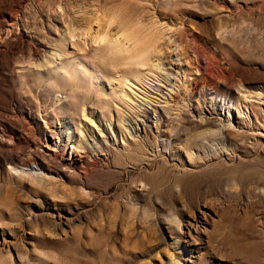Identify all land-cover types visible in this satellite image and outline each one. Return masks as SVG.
Segmentation results:
<instances>
[{
  "label": "rangeland",
  "instance_id": "obj_1",
  "mask_svg": "<svg viewBox=\"0 0 264 264\" xmlns=\"http://www.w3.org/2000/svg\"><path fill=\"white\" fill-rule=\"evenodd\" d=\"M96 6L162 26L143 83L67 41ZM0 264H264V0H0Z\"/></svg>",
  "mask_w": 264,
  "mask_h": 264
},
{
  "label": "bare ground",
  "instance_id": "obj_2",
  "mask_svg": "<svg viewBox=\"0 0 264 264\" xmlns=\"http://www.w3.org/2000/svg\"><path fill=\"white\" fill-rule=\"evenodd\" d=\"M97 9L98 8L96 6L95 8H93V10H87L83 12V15L80 18L82 21V26H80L82 27L80 28L81 31L75 32L73 30L72 31L69 30L67 41L71 42L72 45H76L77 43H83L84 46L86 45L87 42L96 43L97 46H95V49L100 51L98 58L101 64L103 65V69H102L103 71L108 72L111 69L112 71H114V73L119 72V75L123 79L122 80L123 83H125V81H127L130 78L135 80V82L137 83H143L144 82L143 79H145L144 77L146 76V74L148 72L150 74L151 73L154 74L158 70V66H159L158 63H161V61H163L161 60L162 58L161 56H163L164 50L158 45V41H159L158 39L162 35V30H163V29L161 30L162 26L160 28L154 22V20H148L146 21L147 23L146 22L144 23L140 19L136 18L135 19L136 22L133 20V23L135 22V26L137 25V29L127 28L123 24V20L125 18L123 20L119 18L117 19L115 18L114 15L111 14V16L107 17L105 20L102 18L103 14H101V11ZM101 19L105 20L106 23L102 25L103 22L101 21ZM100 21L102 23H99ZM104 25L105 26L114 25L112 27L114 30L109 33L108 32L110 30L109 27L107 26L109 30L105 29ZM179 33H183L182 30H180ZM47 50H48L47 52H49L50 49ZM49 55H50V60L48 62L52 63L56 59L55 56L60 57L63 55V53L62 51L59 52L52 51L49 52ZM152 58H154L153 60H155L157 63L154 62L152 63ZM194 58H195L194 70L198 75L197 76L193 75L192 77H190V80H187L183 84L184 101L185 99L188 101V96L190 95L189 91L198 90V88H206L212 90L213 93H229L227 91L233 89V87L228 81L230 80L229 76L226 75L221 68L211 71L213 74L211 72H210L211 74L201 73L199 61L196 60L197 58L196 56ZM218 74H221L223 76V78L220 77L222 78V80L216 78L218 77L217 76ZM237 91L239 95L235 96L234 102L236 103L238 113H242V115L247 116V110L244 111L242 107L246 106V102L251 101L250 100L251 97L250 95L244 94L242 92L240 94L239 89ZM177 96H178L177 93L172 94L170 99H166V102L170 100L175 104H177L178 103ZM242 102H245V104L243 103L244 104L243 106H242ZM124 103L130 109L134 108L129 104V102L124 101ZM212 110L214 111V109ZM134 116L132 115V113L130 115L124 113L122 114V116L118 117V120L119 121L125 120L128 121L129 123H135L134 120H138V119L134 118ZM201 121L207 123L209 122L208 119L203 117H201ZM50 132L53 134V129L50 130ZM111 137L114 140L113 144L114 145L117 144L114 135H111ZM48 148L52 149L51 145H49ZM72 151L73 154L77 155L78 157L77 160L81 162V165H83L84 168H87L88 165L90 166L91 162H89L88 160L91 157V155L90 153H87L89 152L87 151V149H84V147L78 146L77 144L72 146ZM52 153H49V155L55 157L54 154ZM92 154L97 156V158L107 162L109 157L110 156L112 157V155H114L113 145L112 143L99 145L97 146L96 149H94ZM83 156L86 157L87 160H83ZM173 221L177 222V224H180L178 223L179 221L176 220Z\"/></svg>",
  "mask_w": 264,
  "mask_h": 264
}]
</instances>
